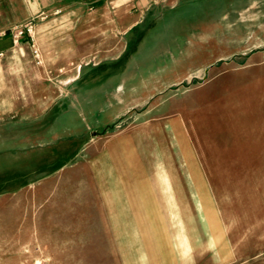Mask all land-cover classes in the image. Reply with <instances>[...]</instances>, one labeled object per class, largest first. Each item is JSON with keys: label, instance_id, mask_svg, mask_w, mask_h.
<instances>
[{"label": "rangeland", "instance_id": "1", "mask_svg": "<svg viewBox=\"0 0 264 264\" xmlns=\"http://www.w3.org/2000/svg\"><path fill=\"white\" fill-rule=\"evenodd\" d=\"M240 4L225 10V32H154L161 7L152 3L135 25L136 16L85 18L93 27L71 34L85 68L124 61L127 122L133 131L145 122L149 170L167 156L173 169L205 174L188 178L186 209L146 208L144 223L89 190L108 184L91 148L109 138L88 123L109 113L73 119L75 103L90 108L84 91L74 95L76 64L65 78L35 81L23 65L0 82V264H264V0Z\"/></svg>", "mask_w": 264, "mask_h": 264}, {"label": "crops", "instance_id": "2", "mask_svg": "<svg viewBox=\"0 0 264 264\" xmlns=\"http://www.w3.org/2000/svg\"><path fill=\"white\" fill-rule=\"evenodd\" d=\"M243 1L257 0H0V82L8 78L16 79L17 70L23 65L30 81H35L50 79L55 74L65 78L70 73L66 72L70 71L69 65L76 64L72 77L74 95L79 100L84 91L90 108H84L77 101L73 106L76 114L73 119L79 123L90 121L88 124L92 128L104 126L109 138L101 152L94 151V138L90 141L93 167H98L96 171L100 170V175L108 178V184L89 186V190L102 193L109 209L135 210L133 215L144 223L146 217H150L148 211L144 214L146 208L154 207L162 215L167 209H186L194 202V190L188 184V178L195 175L194 171L198 177L205 174L198 168L188 170L191 174L173 169L167 156L155 158L158 163L149 170L140 141L145 137V122L138 120L136 131L127 122L130 108L134 109V106L127 99L129 76L124 73V61L112 63L116 67L108 68L106 72L97 71L93 65L85 68L81 59L82 43L69 40L71 34L78 37L84 30L93 27L94 24L87 23L85 18L118 16L126 21L136 16L137 20L132 22L135 25L140 17L145 16V9L152 3L161 7L159 13L155 14L153 29L158 28L154 32H225L222 17L231 15V12L224 14L225 10L241 6ZM242 14L245 17L244 13H239L240 16ZM212 18L215 20L209 25L208 19ZM245 20L254 27L257 14ZM29 25L32 26L31 35L26 29ZM21 28L24 33L19 36L17 29ZM71 47L73 55L67 56L66 52ZM97 96L105 98L99 105L95 104ZM89 111L109 113V116L103 123L95 124V121L86 120L85 115ZM174 121L177 128L179 122ZM93 132L101 134L97 129ZM104 136L106 134L97 138ZM186 161L193 167V154L187 155ZM95 198L97 200V196ZM124 214L127 216L126 212Z\"/></svg>", "mask_w": 264, "mask_h": 264}, {"label": "built area", "instance_id": "3", "mask_svg": "<svg viewBox=\"0 0 264 264\" xmlns=\"http://www.w3.org/2000/svg\"><path fill=\"white\" fill-rule=\"evenodd\" d=\"M31 27L32 26H27L26 27V29H27V31H28V33L31 35ZM24 33V29H17V34L20 36V35H22ZM35 54L37 55L38 54V52H37V50H35Z\"/></svg>", "mask_w": 264, "mask_h": 264}]
</instances>
